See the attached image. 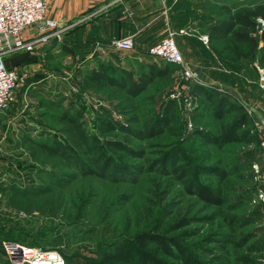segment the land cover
Returning <instances> with one entry per match:
<instances>
[{"label": "rangeland", "instance_id": "obj_1", "mask_svg": "<svg viewBox=\"0 0 264 264\" xmlns=\"http://www.w3.org/2000/svg\"><path fill=\"white\" fill-rule=\"evenodd\" d=\"M193 1L197 2L196 9L183 8L184 21L179 28L184 32L173 31L184 66L197 74L194 81L185 80L181 66L177 65L170 80L157 82L131 98L109 85L99 91L87 90L82 86L84 72L102 62H109L136 78L142 72L143 62L156 60L162 65L165 61L143 52H124L109 46L105 56L94 59L99 50H91L88 56L87 42L73 44L68 34L57 42H47L33 53H17L8 58L7 67L16 70L20 80L13 102L6 110H0L1 186L39 183V175L49 169L30 160L27 150L20 147L19 138L21 134L52 140L64 138L60 125L52 118L54 110L47 103L51 99L78 114L92 141H102L99 122L104 113L123 124H127L126 117L137 116L139 124L135 128L139 129L144 120L160 116L168 99L176 103L175 130L153 138H132L131 146L143 152V157L124 154L120 162L137 166L140 170L137 177L118 182L80 177L63 193L64 204L55 217L17 212L9 205L7 196L0 193V244L3 240H17L30 247L58 250L81 264H93L101 255L112 252L115 244L133 240L137 233L151 231L158 223L157 233L176 236L186 252L192 253V261H208L202 248H213L224 235L225 225L219 219L208 220L213 214L211 207L187 193L167 171L158 170L163 154L179 148L192 163L190 175L197 184L205 187L219 184L230 202L240 203L232 214L250 218V222L238 232L253 234L249 244H257L259 251L249 256L252 264H264V154L259 148V140L264 138V85L259 82L260 74L264 76L261 38L264 27L257 24L255 31H248L254 41L233 42L234 48L230 46V50L222 45L216 55L210 50L208 34L202 31L217 19L210 10H203L208 8L203 4L206 0ZM211 1L230 7L232 14L252 12L256 6L264 5V0ZM202 35L207 36L206 45L199 39ZM194 85L219 91L240 106L248 115V124L241 131L254 136V142L218 146L196 134L195 129L219 133L236 112L215 120L210 109L196 102L192 94ZM149 165L153 169H148ZM225 169L229 175L219 182L214 172ZM168 249L164 253L157 245H147L141 252H154L165 264H192L177 247L168 245ZM138 254L134 250L115 262L142 264L147 260V257L140 260Z\"/></svg>", "mask_w": 264, "mask_h": 264}, {"label": "trees", "instance_id": "obj_2", "mask_svg": "<svg viewBox=\"0 0 264 264\" xmlns=\"http://www.w3.org/2000/svg\"><path fill=\"white\" fill-rule=\"evenodd\" d=\"M207 1H203V4L204 6L208 5V8L204 7L203 10L205 12L210 10L209 12L213 15V18L217 20L208 23L202 32L208 34L210 50L214 54L219 55L222 45L224 49L230 50L235 45L233 42L254 41L250 38L248 31H255L257 26L255 19L257 17L264 19V5L256 6L252 12H236L232 14L230 7L217 6L216 1ZM196 3L193 0H180L179 7H185L186 10L192 11V9H196ZM184 15L185 13L182 9V12L175 17L173 30L181 29L179 27L184 21ZM236 27H239V29ZM71 29H68L64 35L69 34ZM168 33L161 38L167 36ZM261 38L264 39V30L261 33ZM50 41L57 42L58 40L51 38ZM156 42L146 47L138 48L134 39V49L138 50V52L146 53L148 47ZM33 52L20 51L9 54L4 58L5 65L8 58L12 55L17 53L30 54ZM108 63L102 62L97 67L84 72L82 86L90 91H99L102 86L109 85L125 94L127 98H131L147 91L150 86L157 82L170 80L177 69V65L173 63L164 62L159 65L156 60L147 61L141 64L142 72L134 78L132 73L126 70H119ZM192 94L200 106L204 104L205 107L210 109V114L215 120L223 119L226 113L236 112V116L232 117L230 122L225 124L219 133L211 132L208 129H195L196 134L203 136L205 141L218 146L219 144H252L254 142V136L247 131H241L248 124L247 113L240 106L234 104L229 96L200 85H194ZM47 103L49 108L54 110L52 118L60 125L64 138L52 140L50 138L21 134L19 143L20 147L27 150L32 162L49 166V169L43 175H39V183L33 185L23 187L15 184L10 186L0 185V193L7 196L9 205L15 211L26 215L38 213L55 217L64 204L63 193L80 177L95 176L114 182L137 177L136 174L140 172L137 166H129L120 162L124 154L138 158L143 157V152L131 146L132 138H153L167 131L174 133L175 130L174 109L176 103L171 99L165 102L160 116H152L144 120L139 129L135 128L139 124L137 116L126 117L127 124H123L104 113V116L102 115L104 119L99 122L100 135L102 136L101 142L90 139L77 113L70 112L59 101L51 99ZM262 138L259 140V148ZM162 157H164L162 167L158 170L162 171V173L167 171L168 174H171L182 184L187 193L195 196L205 205L210 206L213 214L209 216L208 220L212 222L214 219H219L225 225L226 231L216 245L213 248H202V254L208 258V261H192V253L186 252L187 250L180 244L176 236H166V234L157 233V230L160 229L157 223L155 229L137 233L133 239L134 241L125 239L120 244L113 245L114 250L112 252L107 255H101L100 259L93 264H117L115 262L117 259L127 257L134 250L140 253L138 254L140 260H144L147 257L145 261L149 262V264H165L156 253L141 252V249L146 248L147 245H157L164 253L169 252L168 245H173L186 258H190L192 264H252L249 255L258 252L259 247L257 244H249L253 234L238 232V229H242L250 222V218L238 217L232 214V211L236 210L240 203L230 202L223 195L219 184L215 187H205L197 184L194 177L190 175L192 163L179 148L163 154ZM178 162L183 164H177ZM147 168L153 169L151 165ZM214 175L221 182L229 175V170H215ZM177 225H179L177 227H181L183 224ZM12 241L19 242L17 240ZM133 243L136 246H133ZM0 250L2 255L0 260L3 264H11L6 258L1 244ZM55 251L61 254L65 264H81L78 260H73L70 256L58 250ZM145 261L142 264H146ZM139 263L141 262L139 261Z\"/></svg>", "mask_w": 264, "mask_h": 264}, {"label": "built area", "instance_id": "obj_3", "mask_svg": "<svg viewBox=\"0 0 264 264\" xmlns=\"http://www.w3.org/2000/svg\"><path fill=\"white\" fill-rule=\"evenodd\" d=\"M49 1L0 0V110H6L13 102L14 91L20 80L16 70L6 67L4 58L15 52H32L51 38L59 41L73 26L61 24L59 20L48 17ZM256 22L264 27L263 18H257ZM32 25L36 26V33L30 38H24L23 31ZM179 31L184 32L183 29ZM199 39L206 45V35ZM108 46L126 52L134 50L135 44L132 36H125L111 39ZM146 54L181 66L182 77L187 81L197 78L196 72L184 66L181 51L174 40V32H169L167 36L150 45ZM259 82L264 85L263 74H260ZM260 149L264 153V138L260 141ZM1 247L11 264H65L61 254L55 250L30 247L12 240H3Z\"/></svg>", "mask_w": 264, "mask_h": 264}, {"label": "crops", "instance_id": "obj_4", "mask_svg": "<svg viewBox=\"0 0 264 264\" xmlns=\"http://www.w3.org/2000/svg\"><path fill=\"white\" fill-rule=\"evenodd\" d=\"M179 3L180 0H50L47 15L61 24L73 25L68 34L72 43L87 42L88 56L91 50H99L94 53L97 59L106 55V46L113 38L132 36L138 48H143L167 32H174L175 17L183 9ZM35 33L36 26L32 25L22 35L30 38Z\"/></svg>", "mask_w": 264, "mask_h": 264}]
</instances>
